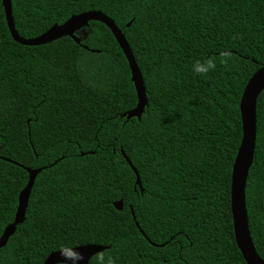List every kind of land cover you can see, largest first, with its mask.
<instances>
[{
  "label": "trees",
  "instance_id": "trees-1",
  "mask_svg": "<svg viewBox=\"0 0 264 264\" xmlns=\"http://www.w3.org/2000/svg\"><path fill=\"white\" fill-rule=\"evenodd\" d=\"M10 2L25 40L81 13L108 17L132 53L147 106L139 120L124 116L136 93L103 24L77 33L80 44L64 37L23 46L11 38L0 0V237L14 220L26 169H42L0 264H43L62 245L105 247L89 264H246L233 236L230 178L240 98L264 65L262 1ZM208 58L215 69L195 75L192 64ZM245 208L264 261V89Z\"/></svg>",
  "mask_w": 264,
  "mask_h": 264
},
{
  "label": "water",
  "instance_id": "water-1",
  "mask_svg": "<svg viewBox=\"0 0 264 264\" xmlns=\"http://www.w3.org/2000/svg\"><path fill=\"white\" fill-rule=\"evenodd\" d=\"M261 1L264 11V0ZM1 3L4 9L5 20L11 38L14 42L23 46H42L64 37H69L76 44H80V39L76 35L83 29L87 28L90 22L101 23L107 27L127 61L131 74V82L133 83L136 93L137 103L135 108L127 112L124 116H126L127 120L131 118H136L138 120L140 119L145 107L147 106L143 81L132 53L125 41L124 35L119 29H117L113 21L100 12H85L76 16H72L61 25H54L39 37L25 40L19 37L14 29L10 0H1ZM128 26L129 24L127 27ZM83 48L87 50L86 47ZM262 82H264V65L248 80L240 98L239 105L241 103V112L239 110V114L242 136L233 162L230 178V213L232 219L233 236L236 247L246 264H264V261L257 255L251 241L247 221V212L245 208V186L248 171L253 160L256 140V102L258 96L264 89L262 88L264 87ZM121 155L135 174L134 190L138 189L139 193L142 194L143 190L141 188L140 179L136 170L133 168L124 154L121 153ZM41 170L42 169H26L28 173V181L18 195V203L14 220L4 229L0 237V248L5 246L8 239L14 234L16 227L23 223L31 189L36 176L41 172ZM113 207L115 210L121 211L123 208L122 201L113 203ZM130 211L134 221L135 218L132 209H130ZM135 226L137 229H139L137 223H135ZM140 234L145 238L142 232H140ZM105 249V247L97 245H87L74 248L75 251L84 256V260L81 262V264H89V261L93 256L103 252ZM60 261L61 257L59 252H54L45 259L43 264H59ZM63 264H71V261H64Z\"/></svg>",
  "mask_w": 264,
  "mask_h": 264
},
{
  "label": "clouds",
  "instance_id": "clouds-1",
  "mask_svg": "<svg viewBox=\"0 0 264 264\" xmlns=\"http://www.w3.org/2000/svg\"><path fill=\"white\" fill-rule=\"evenodd\" d=\"M223 56L224 58H226L227 54L225 53L223 54ZM215 67H216L215 60L208 58V59L195 61L191 66V70L195 75L204 76L210 71L214 70ZM58 252L61 257V261L59 262V264H63L64 261H71V264H81V262H83L84 260L83 255L75 251L74 248H71L67 245H62ZM107 264H113L111 258H109Z\"/></svg>",
  "mask_w": 264,
  "mask_h": 264
},
{
  "label": "snow or ice",
  "instance_id": "snow-or-ice-1",
  "mask_svg": "<svg viewBox=\"0 0 264 264\" xmlns=\"http://www.w3.org/2000/svg\"><path fill=\"white\" fill-rule=\"evenodd\" d=\"M262 84H264V82H262ZM262 88H264V87H262ZM242 102V101H241ZM239 110H240V112H241V103H240V105H239ZM242 145V144H241Z\"/></svg>",
  "mask_w": 264,
  "mask_h": 264
},
{
  "label": "rangeland",
  "instance_id": "rangeland-1",
  "mask_svg": "<svg viewBox=\"0 0 264 264\" xmlns=\"http://www.w3.org/2000/svg\"><path fill=\"white\" fill-rule=\"evenodd\" d=\"M81 33H83V32H81ZM81 33H80V34H81Z\"/></svg>",
  "mask_w": 264,
  "mask_h": 264
}]
</instances>
